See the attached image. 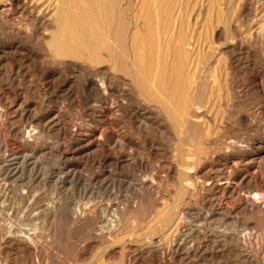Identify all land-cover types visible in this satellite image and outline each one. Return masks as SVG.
I'll list each match as a JSON object with an SVG mask.
<instances>
[{"label":"rangeland","instance_id":"rangeland-1","mask_svg":"<svg viewBox=\"0 0 264 264\" xmlns=\"http://www.w3.org/2000/svg\"><path fill=\"white\" fill-rule=\"evenodd\" d=\"M88 1L0 0V10H78L86 8L93 0ZM111 2V10H126L130 30L135 21L142 25L155 19L150 10H160L163 24L168 23L166 12L175 11L178 15L174 18L176 41L180 37L175 43L176 49L179 46L175 56L180 69L181 63L188 68L184 72V93L188 91L185 96L189 97L193 93L192 101L200 102L204 95L206 101L209 99V106L201 107L206 109L208 118L201 124L192 122L186 128L179 125L177 129L156 120L155 115L148 116L149 128L139 124L137 118L126 119L124 130L133 144H128L125 149L129 165L123 170L102 162L101 157L68 161L60 153L50 155L49 147L63 142L61 135L52 131L43 135L40 141L33 138L27 143L24 139L12 140L0 123V158L11 152H5L7 145V149L15 151L36 147V153L30 158L38 160V169L32 175L20 178L10 177L6 165L0 163V264H264V219L239 214L237 198L224 197L219 188H211L208 178L213 175L206 171V161L211 159L212 152L228 150L238 161L243 153L240 146L254 137L255 133L238 120L240 115L250 114L254 124L264 125V116L254 114L259 101L258 89L250 85L251 89H246L247 97L241 98L242 90L237 84L245 80L246 75L249 79L252 69L261 70L264 75V0ZM137 15L140 17L135 19ZM147 16L151 17L148 22ZM14 17L16 21L18 12ZM154 19L152 25H155ZM26 20L30 23V18ZM30 25L33 26L32 22ZM185 42L192 43L186 45ZM182 44L188 52L183 50ZM246 48L250 51L249 59H256L258 61H254L260 64L255 68L250 66L246 71L235 65L233 68L229 63L243 57ZM4 65L11 67L13 79L19 80L18 70L26 74V79L18 87H1L12 92V97L23 93L30 102L37 104V113H43L46 108L40 100L45 87L40 82L39 93L34 91L32 68L0 61V76L5 71ZM189 97L186 99L190 102ZM204 98L202 104L206 106ZM215 101L221 103L217 105ZM1 104L0 101V108ZM62 114L71 129L91 124L87 117H80L70 108H64ZM221 123L226 129L218 127ZM60 150L68 151L64 144L60 145ZM172 165L176 170H168ZM71 168L76 172L73 182L70 175L57 173ZM226 170L229 171V165L222 168V171ZM181 171L190 175L183 183H179ZM54 173L59 176L57 182L45 177ZM240 193H243L244 202L254 203L264 214V185L241 187ZM224 207H232L231 212L222 215ZM80 214L84 217H79ZM245 233H249L250 242L243 241L242 234Z\"/></svg>","mask_w":264,"mask_h":264},{"label":"bare ground","instance_id":"bare-ground-1","mask_svg":"<svg viewBox=\"0 0 264 264\" xmlns=\"http://www.w3.org/2000/svg\"><path fill=\"white\" fill-rule=\"evenodd\" d=\"M74 1L77 2V0ZM87 4L86 8H79L78 10L25 9L14 10V12L10 8L9 10L7 8L0 10V61L27 65V67L32 68L35 77L34 91H40V82L45 87L42 93L43 97L39 100L41 105L45 104L44 107L46 108L43 113L39 114L37 113V104L30 102L23 93L19 92L12 97L10 94L12 92L9 93L1 87L3 85L18 87L20 82L26 79V74H22L19 70L16 72L19 80L13 79L11 67L4 65L5 71L0 76V101L2 103L0 123L8 130L12 140L21 141L24 139L27 143L33 138L40 141L43 135L52 131L61 135L63 142L56 146L52 144L49 147L50 155L60 153L68 161L79 158H91L93 160L101 157L102 162H108L109 165L123 170L129 165L125 149L128 144L132 143L124 130L126 119L137 118L139 124H144L145 127L149 128L151 126L148 124V116L155 115L156 120L163 121L165 124L168 123L175 129L179 128V125H185L186 128L189 123L192 125V122L196 124L195 122L200 123L207 120L206 109L204 111L201 107H208L210 101L209 99L206 101L205 95L203 96L204 93L201 94L202 99L204 98L206 101V106H203L202 99V102L195 98L192 101L191 97L193 96L191 95L193 93L190 97L186 95L191 100L190 102L188 98L186 99L185 93L188 91L184 93L186 87L183 88V80L188 68L186 64L181 63L180 69V62L175 56L176 50H179V46L176 49L175 43L180 38L177 37L176 41L174 18L178 15L174 13L175 11L166 12L168 16L166 19L169 24L164 22L165 20L163 22L166 24H163L160 20V10H150L151 15L153 13L156 16L155 19L153 18L155 25L151 24L153 19L150 23L148 22L151 17L147 16L148 23L140 25L139 21L138 23L135 21L130 30L128 29L130 28L129 24L127 26L126 10H111V0H93ZM17 12L18 19L15 21L14 15ZM138 16H134V18ZM27 17L30 18V23L32 22L33 26L27 22ZM130 19L132 20V18ZM161 19L163 18L161 17ZM3 37L6 39L2 40ZM191 43L187 42L186 44L185 42L186 45ZM183 48L184 51H189L184 45ZM249 52L247 50L243 57L234 58L235 60L229 64L233 68L237 66L245 71L250 66L255 68L258 63L254 61L256 59H251L252 61L249 59ZM226 67H228L227 64ZM260 71L252 69L249 79L246 75L245 80L243 79L237 84L242 90L240 91L242 92L241 98L247 97V91L249 88L251 89L250 85L258 89L256 95L259 101L254 114L264 116V80L262 81L264 75ZM227 78H230L229 75ZM211 93H209V97ZM222 96L224 97V95ZM64 108L75 110L80 117H87L91 124L85 127L78 125L76 129H71L72 126L68 127L62 116ZM249 115L245 114L238 117V120L247 130L255 133L254 137L240 146V149L243 150L240 160H235L234 154L228 153V150L226 152L215 150L214 153L212 152L211 159L206 161L208 162L206 171L213 175L208 178L211 188H219L224 197L232 198L235 196L237 198L239 203L236 204V208L239 214L243 213L257 219H264L262 211L254 203L244 202L243 193H240L241 187L254 188L260 184L264 185V125L254 124L255 120L252 122L251 115ZM216 117L218 116L216 115ZM220 121L225 123L224 120ZM222 123L218 126L220 129L225 128ZM65 125L70 130L67 131ZM158 131L160 130L158 129ZM190 131L188 132L189 135L191 134ZM188 138L186 136V139ZM177 139V141L182 142L179 140L180 138ZM61 144L67 147V152L60 150ZM10 149H7L6 145L4 147L5 152H7L6 150L11 152L0 158V163L6 165L7 174L9 173L10 177L30 176L38 169L36 157L34 160L30 158L33 153H36V147L22 151L20 150L22 148L19 149L20 151ZM221 161L223 164L220 163ZM183 165L185 166V163H181V166ZM200 165L202 166V164ZM228 165L229 171H222V168ZM174 169L176 170L174 165L168 167L170 171H174ZM59 172L70 175V181H74L76 172L72 171V168L65 171L59 170L57 173ZM189 176L184 171L179 172V183L189 180ZM45 177H51L55 182L59 180V176L55 173ZM76 179L78 180V178ZM236 190L239 192H235ZM231 208H222V215L230 213ZM79 217L84 216L80 214ZM242 235L243 241L248 242L249 233Z\"/></svg>","mask_w":264,"mask_h":264}]
</instances>
